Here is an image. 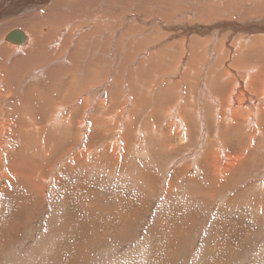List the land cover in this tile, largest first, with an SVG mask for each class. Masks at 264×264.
<instances>
[{
    "label": "rangeland",
    "instance_id": "obj_1",
    "mask_svg": "<svg viewBox=\"0 0 264 264\" xmlns=\"http://www.w3.org/2000/svg\"><path fill=\"white\" fill-rule=\"evenodd\" d=\"M63 1L65 0H56V2L55 0H1L0 36L15 28L16 22L32 25L25 19L28 16H38L40 13L43 20L39 21L47 25L46 28L52 34L55 32L54 35H49L50 42L46 40L49 47L58 35L62 34L64 26L72 22L79 25V27L72 25L78 30L68 37L66 44L69 49L75 40L79 41L83 31H88L87 26L79 23L83 24L86 18H93L91 15L94 5L99 9L102 7L103 12H106L113 1L119 9L115 47L116 52L120 51V53L117 52L118 56L114 61L111 60L112 54L108 51L110 47L106 40L109 34L103 33L105 30H102L99 38L101 49L94 50L99 56L97 66H94L93 62L91 65L89 58L81 60L83 51L80 50L79 56H75L77 51L71 49L68 56L58 58L59 63H56L54 67L50 66L49 71L46 70V73H41L39 76L40 81L48 86L52 84L50 85L51 95L46 97V101L59 97L58 101L61 104L59 107L62 111L59 113L60 117L56 118L57 115L52 112L53 105L48 101L49 103L46 102L43 106L40 102L42 100L37 98L38 105L33 112L37 113L36 126L40 131H37L35 136L34 133L30 134L32 137L27 139L19 134L20 145H15L14 141L12 149L14 153L8 154L3 161L6 165L1 168L7 166L11 171L7 170L6 175H0V222L21 223H17L10 236L7 235V242L1 238L6 234L0 235V264H159L161 262L162 264H264V133L250 143L248 136L250 137L252 130L247 127L226 128L225 125H221L218 131L214 119V104L210 100H203L201 87L198 89L200 92L197 98L202 100L199 103L198 100L196 102L198 105L202 103L200 107H195L191 100L187 102L185 108L184 106L179 108V113L186 120L185 125L190 126L188 128L186 126L182 132L178 125L171 122L172 120H169L171 118L166 115L171 105L172 107L181 105L178 102L177 92L172 93L173 95L162 92L159 97L151 99V94L144 92L142 85L148 79L146 72L141 73L133 69L136 65L142 64L143 57H138L141 56L137 55L138 51L131 49V33L141 29L131 27L134 24L131 21H135V18L131 20L130 16L131 13H137L138 20L144 21L141 25H144L143 27L148 31H150L149 28L155 27V16H159L164 24L157 30L164 33L172 31L175 35L177 34L173 41H186V46H183L185 51L189 47L188 42L192 41L193 48H197L196 53L202 54L199 58L205 57L212 47L226 43L228 36L232 35L228 41L232 44L243 33L238 32L233 35L232 29L227 25L232 22L227 18H214L204 22L201 17L199 22L190 21L194 24L190 26L191 30L188 25H185L186 19L183 18V14L181 17L179 13H176V18L174 14L171 21H167L168 11L173 8L176 0H99L100 3L95 0H66L67 5ZM179 1L185 7L183 12L189 8L192 9L188 4L186 5L190 0ZM29 2L33 6H30ZM209 2L218 3L211 0ZM225 2L229 1H223ZM153 4L161 6L160 10L164 15L161 13L155 15L150 12ZM138 8H142V12H138ZM49 12H51L50 15ZM197 12L201 16L202 12L204 14L202 8H199ZM192 13L195 16V12L192 11ZM150 17H153V21H149ZM49 18L52 20H48ZM24 21L25 23H22ZM186 30L189 32L186 33ZM202 43L204 45L208 43V46L203 47ZM209 44L212 46L210 47ZM87 46L93 48V43L91 42V46L88 43ZM99 54L104 55L105 58ZM225 56L226 54L221 56L215 63L220 69L224 67L222 60ZM12 60L8 62L12 64ZM177 61H179L178 58ZM177 61L172 62V71L173 68L176 72L179 71L176 66L174 67ZM60 62L67 66L57 67ZM114 64L116 73L112 78L116 91L111 90L110 94L113 91L116 93L112 101L107 95L104 96L106 107L102 106V100H100L102 96L98 98L96 92L91 94L89 90L88 95L87 92H84V95H78L85 87L84 90L93 89L106 82L105 79L99 78L102 80L100 83L91 85L95 81L89 78L88 83L83 84V81L79 79L82 75L85 76L87 73L88 76L94 77L95 71L99 68L100 73L108 80V75L104 72H107L108 68ZM164 68L171 72L169 67ZM61 69L64 70L59 73L63 76L60 75L61 77L58 78L56 72ZM187 73L188 70L186 75ZM167 79L172 80L173 76ZM260 84L258 82L253 86L254 91H257ZM215 85H217L216 82L213 86ZM227 85L232 86L230 83ZM211 87L212 84H210ZM72 88L77 89L70 92ZM228 90L226 86L225 91ZM128 92L136 96L133 98L137 105L132 112L126 106L131 96L127 94ZM52 96L53 98L50 99ZM85 99L90 101L85 103L83 102ZM189 102L192 104L190 105ZM187 106L189 108L186 109ZM53 118L56 120L54 121ZM83 118L91 122L86 126L87 129L79 126ZM184 131H187L189 136L184 134ZM40 139H44L43 144L40 143ZM217 140L222 143L226 154L232 157L233 161L222 162L216 156L213 158L212 150L216 152L219 145ZM184 145L187 146L186 149ZM25 147L28 149L26 150ZM85 152L87 156H80ZM194 152L198 153L197 156ZM228 164L234 166L230 172L218 179L212 177L218 165ZM13 171H16L17 177L20 178L15 182L10 181L14 176ZM28 182L30 186L36 187L35 192L29 190ZM22 184L25 187H22ZM9 185L14 186L6 190ZM129 200L131 202L128 205ZM117 202H120L121 207ZM29 207L32 211L26 218L25 211L27 212L26 209ZM114 211L116 214L112 213ZM124 229L127 231L124 232ZM157 257L160 259L156 260Z\"/></svg>",
    "mask_w": 264,
    "mask_h": 264
},
{
    "label": "bare ground",
    "instance_id": "obj_2",
    "mask_svg": "<svg viewBox=\"0 0 264 264\" xmlns=\"http://www.w3.org/2000/svg\"><path fill=\"white\" fill-rule=\"evenodd\" d=\"M65 1H63V2H65ZM95 1L98 2L99 0H95ZM186 1L188 2V0H186ZM211 1H216L218 3H213V2L211 3V2H209V0H190L188 3H186L184 1L186 3V5L188 4L192 9L189 8V9L185 10V12H183L185 7L182 5L181 1L176 0V2L174 1L175 3H173V6H172L173 8H171L173 10L169 9V11H168L169 18L167 19V21L168 20L171 21L170 19L173 18V15L176 13H179L180 14L179 16H181L183 14L184 15L183 18L186 19V21H184L185 25H188V27L190 29V26L194 25L193 23H195V21H197V22L201 21L200 20L201 17H202V21H204V22L211 21L214 18H216V19L227 18V19H230L229 21H231L232 23H228V22H225V23H228L227 25H229V27L232 29L233 35L235 33L242 32L243 33L242 36L237 37L233 41V43L230 44L228 41L231 39L232 35L228 36V34H227L228 38H227L226 43H223L222 46H220V45L217 47L214 46L208 51L206 50L207 54L205 55V57L202 56L199 58V56H201L202 54L200 55V54L196 53L197 48L196 49L193 48V42L191 40H190L191 41L190 43L188 42L189 47H187L188 48L187 51H185L183 46H186V41H182V40H179L176 42L173 41L174 38L177 37V34L175 35L174 32H172V31H169V32L166 31V33H164L163 31L160 32V30H157V28L160 25L162 26L164 24V22H162L163 20L160 21L159 16H155L156 22L154 25L156 28L155 27L149 28L150 31H148V30H146L145 27H143L144 25L143 26L141 25V23H143L144 21L138 20L139 18L136 15L137 13H135V14L131 13L130 19L134 20V18H135V21H131L134 23L131 27L141 29L140 31L131 33V49L135 50V52L138 51L137 55H141L138 57H140V58L143 57L142 64L136 65L135 67L133 66L134 67L133 69L138 70V72L141 71V73L146 72L148 79H146L144 81L145 84L142 83V85H143V89L145 90L144 92H146V93L149 92V94H151V99H155V98L159 97L160 94H162V92L164 94H167V93L176 94V92H177L178 99H179L178 102L181 103V105L178 106V104H177V105H174L173 107L171 105L170 110L167 112L168 114H166V115H168L171 118V119L168 118L169 120H172L171 122L178 125L177 127H179L181 131L183 129H186V126H187V128L190 127L188 125H185L186 120H184L183 115H181L179 113L181 106H184V108H185L186 104H188L187 102L193 100V102H192V103H194L193 105H195V107H198V106L200 107V105H202V103L200 105H198V104H196V102H197V100H198V103L201 102V100L203 98V100L204 99L210 100V102H212L214 104V111H215L214 119L216 121L215 123L217 124L216 127H217L218 131L220 130L221 125H225L226 128L235 127V128L241 129L243 127H245V128L247 127L250 130H252L251 133L249 134L250 137L248 136L249 141L251 143V142H254L256 137L261 136L264 133L263 132V128H264L263 127V125H264V0H228L229 2H225V3H223V1H225V0H211ZM55 2H56V0H55ZM219 2H222V3H219ZM98 3H100V2H98ZM65 4H66V2H65ZM93 4H95V3H93ZM208 4H210V5H208ZM122 5L124 6V4H122ZM163 5H164V3H163ZM30 6H33V5L31 4ZM94 6L95 7L93 8V14L91 15L93 18H90V17L86 18V21L84 20L83 24L79 23L80 25L87 26L88 31L87 32L83 31L82 35H80L79 41L76 42V40H75L74 44H72V46L69 47V49H68V45L66 44V42L69 39L68 37L71 36L75 31L78 30L77 28L75 29V27H74L76 25V23L70 22L71 24H69L68 26L67 25L64 26L62 34H59L58 38L55 39V42L49 47L47 45L46 40H48L50 42L49 35L50 34L54 35L55 32L53 31L54 33L52 34L49 31V29L46 28L47 25L45 26L44 23L42 24V22L39 21V20H41V21L43 20V19H41V15H39L40 13L38 14V16H35V17H32V16L29 17L28 16V18L25 19V21L28 22V24L30 21L31 22L30 24H32V25H23V24H19V22H16L15 23L16 26H14L15 28L10 27L13 29L6 31V33H4L3 35L1 34V36H0V175L1 174L6 175L8 173L7 170H10L7 166H5L4 168H1V167H3V165H6V163H4L3 161L6 157H8V154L14 153V151H12L14 141L16 142L15 145H20V143H18L20 141V135L19 134H22V137H25L27 139L29 137H32L30 134L34 133V136H35L36 132L40 131L38 129V127L36 126L37 122H36L35 116L37 115V113L35 114V112H33L34 110H36L35 106L38 105L37 104V98L42 100L40 102L43 104V106H45L44 104H46V102L47 103L50 102L53 105V108H52L53 111L52 112H54L57 115L56 118H58V116L60 117L59 113L62 110H60L61 107H59V106H61L60 101H58L59 97L56 96L55 98H53V96H52L50 98V99L53 98L52 100H50V101L48 100L49 102L46 101V97L47 96L50 97V95H51L50 90H52V88L50 89V85H52V84L50 83V85L48 86L47 84H45V82L40 81L39 76H41V73L42 74L46 73L45 71L46 70L49 71L50 66L54 67V65L56 63H59V62H57L58 58L60 59L61 57L66 56V55L68 56L71 49H74L77 51V52H75V56H77V55L79 56L80 50L83 51L84 55L81 56V60H85L86 58H89V62L91 63V65L93 62V65L97 66V64L99 63V56L97 55V52H95L94 50L95 49H101V47L99 46V42H100L99 38H100V34H102L101 33L102 30H105V31H103V33L109 34L108 39L106 38V40H108V42H109L108 46L110 48L108 51L110 54H112V55H110L111 60L114 61L115 58L118 56L117 52L120 53V51L116 52V47H115V40L117 39V37H116V35H117L116 23L118 22L117 11L119 10V9H117V7H118L117 4H115L112 1L111 5L108 6L107 10L105 9L106 12H103L102 7L99 9L96 5H94ZM132 6H136V5H132ZM144 7H145V5H144ZM24 8H25V5H24ZM123 8L126 10L125 7H123ZM160 8H161V6L153 4L151 6L150 12L153 14L155 13V15H159L161 13ZM165 8H167V7H165ZM199 8L200 9L202 8L204 10V14H203V12L201 13L202 16L198 15L197 11L199 10ZM43 9H46V8L43 7ZM71 11L73 12L72 9H71ZM90 11H92V10H90ZM127 11H128V9H127ZM192 11L195 12V16L193 15ZM11 12H12V10H11ZM45 12H48V11L45 10ZM138 12H142V8H138ZM23 13H25V12L23 11ZM50 13L51 12H49V15H50ZM15 14L17 15L18 13H15ZM60 14H61V12H60ZM79 14L82 15V13H79ZM162 15H164V14H162ZM23 16H25V15H23ZM122 16H124V15H122ZM174 16L176 18L177 14ZM20 17H22V16H20ZM59 17H61V16H59ZM145 17H147V15H145ZM16 18H18V17H16ZM22 18H24V17H22ZM197 19H199V20H197ZM3 20H1V22H3ZM48 20H50V18ZM55 20H56V18H55ZM144 20L146 22H148L147 19H144ZM192 20H193V23H190V21H192ZM25 21L22 23H25ZM33 21H34V23H33ZM149 21H153V17L152 18L150 17ZM4 22H6V20H4ZM11 23L12 22L10 21V24ZM13 23H14V20H13ZM54 23L56 26V22H54ZM119 24H121V22ZM39 25H41V26H39ZM72 25H74V26H72ZM218 25H220V24L218 23ZM31 26H33V27H31ZM76 26L79 27L78 24ZM59 27H61V26H59ZM177 27H180V26H177ZM183 27H184V25H183ZM7 28H8V26H7ZM218 28H220V27H218ZM84 29L87 30L86 28H84ZM119 29H120V27H119ZM188 30H186L185 32L188 33L189 32ZM15 31L22 33L23 36H25L27 38V42L23 43V44H17V43L10 41V40H7V37ZM65 32H68V34H65ZM55 35H57V34H55ZM75 35L77 37V34H75ZM123 35H124V33H123ZM53 38H54V36H53ZM120 39H121V37H120ZM189 39H191V38H189ZM211 39H213V38H211ZM120 41L121 40H119V42ZM208 41L209 40H207V42ZM91 42L93 43V48H91V47L89 48L87 46L88 43L91 46ZM207 44L204 45L202 43L201 45H203V47H206V46H208ZM213 45H215V43H213ZM211 46L212 45H210V47ZM117 48H119V46H117ZM155 50L157 52H155ZM224 54H226V56L222 60L224 67L220 69V68H218V64L215 65V63H217L218 59L221 56H223ZM94 55H96V56H94ZM102 56H104V55H102ZM104 58H105V56H104ZM177 58L179 61H177ZM198 58H199V60H197ZM11 59H13L11 62L12 64H10L8 62ZM187 60L189 62H187ZM176 61H177V65H174V67L176 66V69L179 70L178 72H176L174 68L172 71V67H173L172 62H176ZM109 64L110 63H108V65ZM62 65L65 67L67 66V64L60 62V64L57 67L62 66ZM68 65H69V63H68ZM106 67H108V66L106 65ZM117 67H119V66H117ZM164 67H169L171 72H168L167 68H164ZM95 68H97V67H95ZM115 69H116V67L114 64L112 67L108 68L107 72H104L108 75V80L110 82L107 80V77H104L103 74L100 73L101 69H99V68L97 71H95L96 76L94 75V77H92L91 75L88 76L87 73L85 76L80 75L81 77L79 79H81V81H83L82 82L83 84L88 83L87 81L89 80V78H93L92 80L95 81V82L91 81L92 84L89 81V83L91 85H95L98 82L100 83V81H102V80L99 78L105 79L106 82H104L100 86L98 84L99 87L93 86L94 87L93 89L90 88V89L84 90L86 88L85 87L83 89V91L79 92L78 95H81V94L84 95V92H87V95H88L89 90H90L91 94H94L96 92V94H98L97 96H99L98 98H100L102 96V99H100V100H102L101 104L103 107H106V101H105V99H103L104 96L107 95L110 98V101H112L115 98V93H116L115 91L116 90H115V85L113 84L114 80L112 78L113 74L116 73ZM63 70L64 69L57 70L56 73L58 74L57 75L58 78L63 76V75H61V73H62L61 71H63ZM187 70H188V73L186 75ZM59 72H61V73H59ZM50 74H48V76ZM125 74H126V72H125ZM137 74H140V73H137ZM170 75L173 76L172 80L167 79V77H170V78L172 77ZM83 76L85 77V79L83 78ZM157 78H162L163 80L162 79L157 80ZM149 79H150V81H149ZM164 79H166V80H164ZM73 80H74V78H73ZM175 80H178V82H174ZM59 81L62 82L61 80H59ZM70 81H72V80H70ZM213 81H214V83L216 82L217 85L213 86L214 83H211ZM53 82H54V80H53ZM258 82H260L261 84H260L259 88L257 89V91H254L255 89L253 88V86H255V84ZM228 83L232 84V86H231L232 88L229 87V85H227ZM80 84H81V82H80ZM210 84H212L211 88H210ZM66 86L68 87V85H66ZM85 86H87V85H85ZM226 86H227V88H229L228 91H225ZM188 87H190V89H188ZM200 87H201V92L203 93L204 96H201L202 98L198 99L197 95H198V92H200V91H198V89ZM81 88H83V87H81ZM87 88H88V86H87ZM73 89H77V88H72V91H70V92H73L74 91ZM78 89H79V87H78ZM111 90H115V91H113V93L110 94ZM75 92H77V90H75ZM129 92L127 94H130ZM65 93H67V92H65ZM192 93H194V95ZM75 94L76 93H74V95ZM130 95H131V96H129L130 100L128 99L126 106L129 107V109H131V112H132L133 108H135L137 104L135 102L136 100L133 98V96L134 97H136V96L132 95V94H130ZM185 96L187 97L186 98L187 100L185 99ZM220 96H222V97H220ZM77 98H78V96H77ZM94 98L96 99V95H94ZM72 100H74V98ZM44 101H45V103H44ZM89 101H90L89 99H85L83 102L88 103ZM192 103L189 102L190 105ZM212 103H211V105H212ZM90 105H91V103H90ZM88 107H89V104H88ZM201 107H203V106H201ZM187 108H189V107L187 106L186 109ZM190 108H192V107H190ZM70 111H73V110H70ZM200 112H201V110H200ZM182 114H184V113H182ZM185 114H187V113L185 112ZM194 115H197V114H194ZM202 115H204V114H202ZM38 117H40V116H38ZM201 117H203V116H201ZM56 118H53V120L55 121ZM72 118H74V116ZM207 120H206V122H207ZM187 121H188V119H187ZM202 121H203V119H202ZM127 122H129V121H127ZM60 123H62V122H60ZM89 123H91V122H89L88 119L83 118V120L79 123V126L83 129V128H86V126H88ZM56 124H58V122ZM58 125L60 126L61 124H58ZM174 127L176 128V126H174ZM200 127H202V125ZM116 128H117V126H116ZM175 128H174V130H175ZM217 129H215V130H217ZM115 131H116V129H115ZM153 131H155V130H153ZM193 131H194V129H193ZM177 132H179V131H177ZM186 132L184 134H187ZM144 134H146V133H144ZM144 134H142V135H144ZM187 135L189 136V134H187ZM170 136H172V134ZM181 136L183 137L185 135H181ZM173 137H175V136H173ZM205 137H204V140H205ZM32 140H34V138ZM143 141H145V139ZM27 143H29V142H27ZM40 143L43 144L44 139H40ZM218 144L219 145H218L216 152H215V150H212L213 151V158H215V156H216L217 159L221 160L222 162H225V160H228L229 162L233 161L232 157H230L226 154L222 143L220 141H218ZM185 145L183 147H185V149H186L187 146H185ZM143 146H145V145H143ZM202 146H204V145H202ZM30 147H32V146H30ZM114 147H115V145H114ZM189 147H192V146H189ZM198 147H199V145H198ZM200 148H202V147H200ZM25 149L27 150L28 148L25 147ZM179 149H181V148H179ZM195 151H198V150H195ZM35 152H37V151H35ZM86 152L83 154L81 153L82 155H80V156H87L88 154ZM182 152H184V151H182ZM202 153H204V152L202 151ZM78 154H80V152ZM195 154L197 156L198 153H195ZM191 156H192V154H191ZM196 156H194V157H196ZM203 156H204V154H203ZM237 158H238V156H237ZM205 159H206V156H205ZM209 164H210V162H209ZM209 164H207V165H209ZM215 165H216V163H215ZM233 168H234L233 164H228L226 166L218 165V168L217 167L215 168L216 172H214L212 174V177H214L216 179L223 177V175L227 174V172H230ZM12 174L14 176L10 179L11 182H15L16 180L20 179L17 177L18 173L16 171H13ZM39 178H40V175H39ZM30 179H28V180L26 179V180L29 181ZM24 184H22L21 186L23 187ZM13 186L14 185L7 186L6 190L11 189V187L13 188ZM28 187H29V190L32 192L36 191V187L34 185L30 186L29 182H28ZM130 202L131 201L129 200V203L128 202H126V203H128V205H129ZM21 203H22V201H21ZM118 204H117V206H118ZM17 206H19V205L17 204ZM119 206H120V204H119ZM32 207H34V205H32ZM120 207H119V209H120ZM26 210H27V212L25 211V213H26V218H27L28 214L29 213L31 214L32 210L30 211V207L27 208ZM115 211L112 213L116 214ZM109 214H111V213H109ZM13 219H14V217H13ZM17 223H21V222H17V221L16 222H0V235L6 234L3 237L1 236V238H4V240L6 241L7 235L12 234ZM120 226H121V224H120ZM126 226H127V224H126ZM118 227H119V225H118ZM128 227H130V226H128ZM125 230L126 229H124V232H125ZM122 231H123V229H122ZM183 232H185V231H183ZM79 233H80V231H79ZM81 233H83V232H81ZM122 234H123V232H122ZM79 235H82V234H79ZM84 240H86V239H84ZM1 244H3V243H1ZM2 249H4V248L2 247ZM0 250H1V245H0ZM68 258H69V256L67 257V261H68ZM158 258L159 257H157L156 260H158ZM162 258H164V257H162ZM163 260H165V259H163ZM159 264H162V262Z\"/></svg>",
    "mask_w": 264,
    "mask_h": 264
},
{
    "label": "water",
    "instance_id": "obj_3",
    "mask_svg": "<svg viewBox=\"0 0 264 264\" xmlns=\"http://www.w3.org/2000/svg\"><path fill=\"white\" fill-rule=\"evenodd\" d=\"M7 40H10L14 43H17V44H23V43H26L27 42V38L25 36H23L22 33H19V32H13L11 33L8 37H7Z\"/></svg>",
    "mask_w": 264,
    "mask_h": 264
}]
</instances>
